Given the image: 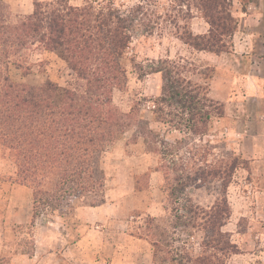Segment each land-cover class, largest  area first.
<instances>
[{
  "label": "rangeland",
  "instance_id": "374dc122",
  "mask_svg": "<svg viewBox=\"0 0 264 264\" xmlns=\"http://www.w3.org/2000/svg\"><path fill=\"white\" fill-rule=\"evenodd\" d=\"M0 1L7 24L33 11L34 0ZM85 2L103 6L112 2L122 12L143 4L150 19L161 16L152 30L133 24L122 60L127 84L112 92L113 105L124 113L133 108L135 118L97 157L102 191L78 198L67 195L59 209L42 211L34 220L31 190L19 186L14 161L0 147V264H264V201L256 194L255 167L241 157L240 136L229 140L227 134L247 131L264 139V0H228L234 31L228 52L218 55L196 51L177 37L184 25L194 35L209 30L193 0H69L72 6ZM164 59L180 65L186 80L221 104L223 115L211 118L206 136L179 133L154 121L153 99L165 92L163 74L138 79L132 62L155 65ZM19 61L21 65L9 67L13 82L42 86L50 80L61 87L76 82L53 54L31 48ZM248 76L259 87V97L248 91ZM156 135L171 143L177 139L182 147L179 162L184 165L190 156L202 166L205 160L213 165L238 158L225 194L229 217L219 234L209 236L204 230L207 217L196 208L209 215V208L223 197L220 181L206 176L218 167H160L161 158L153 152ZM154 169L158 175L150 174ZM172 169L184 170L183 175L204 171L205 179L197 189L189 187L180 199L172 200L168 191ZM106 202L107 211L113 212L108 221L82 222L77 217L79 208ZM180 215L183 218L178 219Z\"/></svg>",
  "mask_w": 264,
  "mask_h": 264
},
{
  "label": "trees",
  "instance_id": "16d2710c",
  "mask_svg": "<svg viewBox=\"0 0 264 264\" xmlns=\"http://www.w3.org/2000/svg\"><path fill=\"white\" fill-rule=\"evenodd\" d=\"M193 6L209 25L207 34L194 35L184 25L177 37L199 52L227 53L234 31L228 0H193ZM5 9L0 1V147L14 161L16 181L31 190L34 220L42 211L59 209L67 195L78 198L102 191L97 157L135 118L133 108L124 113L112 103L113 90L122 91L127 84L122 60L133 24L139 22L152 30L161 16L150 19L143 4L122 12L112 2L72 6L69 0H34L31 14L7 24ZM31 48L61 59L74 74V85L61 87L50 80L42 86L13 82L9 67L21 65L19 60ZM132 66L138 79L163 74L165 92L152 104L156 123L201 138L207 135L211 118L222 117L221 104L186 80L175 62L164 59L155 65L132 62ZM155 139L153 152L161 158L160 167H218L206 176L220 181L223 197L209 208V215L196 208L207 217L204 230L209 236L219 234L229 217L225 194L238 158L227 157L218 165L205 160L202 166L190 156L184 165L179 162L182 147L177 146V139L174 143L159 135ZM172 171L173 183L168 187L172 200L180 199L189 187L198 188L205 179L204 171L185 175L182 169Z\"/></svg>",
  "mask_w": 264,
  "mask_h": 264
},
{
  "label": "crops",
  "instance_id": "0c3cea01",
  "mask_svg": "<svg viewBox=\"0 0 264 264\" xmlns=\"http://www.w3.org/2000/svg\"><path fill=\"white\" fill-rule=\"evenodd\" d=\"M249 77V76H248ZM245 80L246 87L249 88L248 91H255L253 95L256 97H259L260 89L257 86L255 80L253 77H249ZM226 108V105L224 106ZM229 140H234L236 136H240L241 138V157L248 160L251 167H255L253 169V176L254 179L257 181L258 189L256 194L261 195L263 201H264V143H261V136L255 135L253 133H249L245 131V133L238 134L235 130L232 132L227 133ZM168 140V139H167ZM145 157H148L147 154H143ZM148 169H146L147 171ZM151 175H158L159 172L157 170H151ZM261 185V186H259ZM20 187H26L24 185L19 184ZM195 188V187H193ZM188 189V188H187ZM197 189V188H195ZM106 194V198H107ZM107 207H109V204L106 202L105 205L100 207H83L79 208L77 210V217L82 222H95L98 220H109L113 214L112 211H107ZM108 214V215H106Z\"/></svg>",
  "mask_w": 264,
  "mask_h": 264
}]
</instances>
